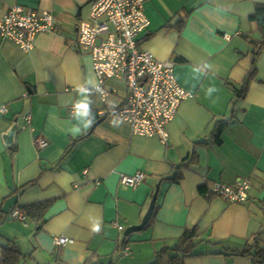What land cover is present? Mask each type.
<instances>
[{
    "label": "crops",
    "instance_id": "obj_1",
    "mask_svg": "<svg viewBox=\"0 0 264 264\" xmlns=\"http://www.w3.org/2000/svg\"><path fill=\"white\" fill-rule=\"evenodd\" d=\"M90 1L0 0V18L21 5L58 20V30L38 34L26 52L0 38V106L6 109L0 114V260L2 244L11 242L19 250L14 264H151L163 248L166 262L185 231L195 230V245L181 264H264L238 253L254 252L249 245L264 224V45L254 18L264 0L144 2L149 26L138 37L140 48L173 61L176 82L192 95L167 125L166 144L134 135L116 115L126 98L121 78L106 81L104 103L92 93L91 57L75 47ZM251 70L255 75L235 105L234 89ZM210 87L217 89L211 96ZM80 102L87 104L85 114L76 111ZM101 109L108 113L99 116ZM231 117L220 144L210 143L215 121ZM34 135L48 145L37 150ZM136 172L144 174L137 186L120 182ZM237 178H250L246 202L228 203L212 192ZM21 190L4 213V202ZM153 196L149 221L125 235L141 223ZM39 202L49 203L40 222L23 212L25 222L10 218ZM60 236L69 241L55 246ZM258 245L264 247V234Z\"/></svg>",
    "mask_w": 264,
    "mask_h": 264
},
{
    "label": "built area",
    "instance_id": "obj_2",
    "mask_svg": "<svg viewBox=\"0 0 264 264\" xmlns=\"http://www.w3.org/2000/svg\"><path fill=\"white\" fill-rule=\"evenodd\" d=\"M146 0H91L88 15L79 20L75 47L87 52L97 84L92 89L101 103L108 91L105 83L110 78H121L126 88V98L116 115L126 122L134 135L157 137L166 144L169 134L167 125L175 118L179 104L191 97L176 82L173 75L174 62L161 61L139 46V35L149 26L144 14ZM58 30V20L49 11H36L14 5L0 18V38L14 42L22 51L33 47L35 37L41 33ZM6 109L0 106V114ZM99 116L108 112L101 109ZM29 123L30 117H25ZM37 150L48 145L40 135H34ZM144 179L142 172L121 175L120 182L135 187ZM251 187L250 178H237L232 184H216L212 192L228 203H244ZM11 219L25 222V215L15 209ZM122 232L124 228L115 224ZM125 238V237H124ZM68 238H53L55 246L68 243ZM127 254L128 249L123 248Z\"/></svg>",
    "mask_w": 264,
    "mask_h": 264
},
{
    "label": "trees",
    "instance_id": "obj_3",
    "mask_svg": "<svg viewBox=\"0 0 264 264\" xmlns=\"http://www.w3.org/2000/svg\"><path fill=\"white\" fill-rule=\"evenodd\" d=\"M254 18L258 21V25L261 28L263 32V38L259 45H264V5L257 6L256 13L254 15ZM255 71L251 70L249 75L244 79L242 84L238 89H234V95H235V102L236 103L244 97L247 86L249 84V81L252 77H254ZM91 120L94 124L96 118L92 114ZM233 117L228 119H221L218 121H215L213 125V130L210 137V143L220 144V136L222 132L228 127V125L232 122ZM93 127V126H92ZM78 140V139H77ZM12 149V148H11ZM68 152V151H67ZM177 169H182V165H180ZM181 179V176L176 175L174 178V181H179ZM31 183V182H30ZM28 183L27 185H30ZM49 206L48 202H39L34 203L29 206H25L21 209V212H23L26 216H28L31 220L35 222H40L43 217V213L46 211V208ZM259 206L261 208V211L264 213V197L259 200ZM264 234V224L263 228L259 230L252 238V242L250 243L249 247H253L254 252L251 253L249 249H245L243 251L238 252L239 254H249L253 256V260L255 261H264V247H259V237ZM197 236V232L195 230H186L183 234V237L179 242L172 248L173 251H175V255L173 256H167L166 262H164V256L167 251H169L167 248H163L159 252H157L155 260L151 264H181V259L189 255L191 252V249L194 247L193 239ZM2 251V258L0 260V264H14V258L19 255V250L15 247V245L11 242H6L5 244H2L1 246ZM85 264H90L89 262H86ZM92 264V263H91Z\"/></svg>",
    "mask_w": 264,
    "mask_h": 264
},
{
    "label": "water",
    "instance_id": "obj_4",
    "mask_svg": "<svg viewBox=\"0 0 264 264\" xmlns=\"http://www.w3.org/2000/svg\"><path fill=\"white\" fill-rule=\"evenodd\" d=\"M15 128H12L5 136V141L6 143H10L14 134ZM22 190L19 191L17 194L12 195L11 197H9L3 204L2 206V211L4 213H7L10 208H12L14 205H16L17 203V198L18 196L21 194ZM157 190L154 192V195H156ZM154 204H155V196H153L151 204L149 206V209L147 211V213L145 214V216L143 217L141 223L137 226H130L125 230V235H128L130 232L135 231V230H139L141 229L150 219L151 214L153 212L154 209Z\"/></svg>",
    "mask_w": 264,
    "mask_h": 264
},
{
    "label": "clouds",
    "instance_id": "obj_5",
    "mask_svg": "<svg viewBox=\"0 0 264 264\" xmlns=\"http://www.w3.org/2000/svg\"><path fill=\"white\" fill-rule=\"evenodd\" d=\"M214 91H217V89L215 87H210L208 89V92L207 94L209 96H211V93L214 92ZM76 111L77 112H80L81 114H85L86 111H87V104L86 103H83V102H80L76 105ZM113 126H116V125H113ZM87 127V126H86ZM74 132H79V129H73ZM97 230V229H96Z\"/></svg>",
    "mask_w": 264,
    "mask_h": 264
}]
</instances>
